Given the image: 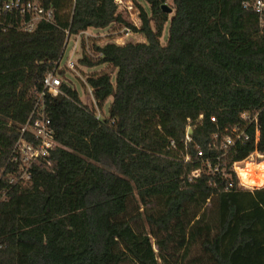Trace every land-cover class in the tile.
Wrapping results in <instances>:
<instances>
[{
	"label": "trees",
	"instance_id": "1",
	"mask_svg": "<svg viewBox=\"0 0 264 264\" xmlns=\"http://www.w3.org/2000/svg\"><path fill=\"white\" fill-rule=\"evenodd\" d=\"M245 1L173 0L169 14L165 0H145L139 26L113 0H41L54 19L31 31L1 18L0 165L65 28L126 25L142 39L94 42L99 55L78 58L107 64L87 75L99 105L111 97L102 119L66 83L46 93L58 144L0 204V264H264V185L230 169L255 146L264 152V32ZM242 111L258 112L260 138L224 152ZM217 156L225 176L205 164Z\"/></svg>",
	"mask_w": 264,
	"mask_h": 264
},
{
	"label": "built area",
	"instance_id": "2",
	"mask_svg": "<svg viewBox=\"0 0 264 264\" xmlns=\"http://www.w3.org/2000/svg\"><path fill=\"white\" fill-rule=\"evenodd\" d=\"M113 1L117 8H126L130 12L129 4L131 0ZM243 4L244 6H249L255 12L258 27L264 32V0H247ZM138 8L137 10L139 12ZM2 17H4L3 19L6 17L9 19L8 26L18 30L31 31L40 21H53L54 9L52 6L44 5L41 0H6L4 3L0 4V22L3 23ZM133 23L137 25L135 20H133ZM120 32H122L123 35L119 34ZM131 32L132 29L126 25H120L119 30H114L112 24L105 27L88 26L77 32H70L69 28H65V37L61 53L56 61L55 67L44 76L42 83L43 88L38 93L32 110L26 120L19 125L20 134L12 145L9 159L6 163L0 165V204L8 200L9 193L14 186L17 184H29L31 182L32 167L34 164L50 163L48 155L50 150L54 148L58 142L54 136L55 129L51 123L45 102V95L46 93L55 94L62 92L60 88L62 83H66L76 89L75 85L65 78L68 72L74 75L82 85V96L84 94L88 95V100L84 101L81 99L82 96L78 92L80 103H84L93 109L96 118L102 119L108 115V108L107 111L104 110L105 102L102 105L98 104L93 94V89L87 82L88 74H81L77 66L78 58L81 57L83 53L90 56L99 55V53H95L93 43H99L98 39L100 37L109 36L110 41L124 43L125 41H119V38L122 39L123 36H128ZM67 47H69L68 53L65 56L63 64H61ZM81 100H83V102ZM101 108L105 115L101 112ZM211 119L214 120V116H211ZM240 119L241 121L239 123L224 129L220 142V147L224 152L233 147L237 141L245 142L252 138L256 145L260 138L258 112L242 111L240 113ZM188 127L192 126L189 124L187 128ZM214 136L217 137L218 133H215ZM185 137L187 139L189 138L188 132H186ZM170 143L173 144V141L171 140ZM198 154L202 155V151L198 150ZM187 157L188 156H186V159ZM248 158L250 160H247ZM216 159L217 160L213 162L211 158H205V164L212 172H218L225 176L224 160L220 159V156H217ZM247 161L251 163L252 168V172L248 178L250 179L254 176V181L251 183L244 182L240 174V169L246 167ZM260 164L263 166L261 167ZM230 169L236 173L240 184L250 188L262 186L264 185V152L260 151L255 146L246 157L234 160L231 163ZM192 174H198V170L193 171Z\"/></svg>",
	"mask_w": 264,
	"mask_h": 264
},
{
	"label": "rangeland",
	"instance_id": "3",
	"mask_svg": "<svg viewBox=\"0 0 264 264\" xmlns=\"http://www.w3.org/2000/svg\"><path fill=\"white\" fill-rule=\"evenodd\" d=\"M134 2V3H133ZM165 2L167 3V4H169V5H171L172 7H173V0H165ZM136 4V5H135ZM142 5V6H144V7H148V5H147V3L145 2V0H131V2H130V12L126 9V8H117V10H121V9H124L126 12H127V15H128V17H129V19L133 22V20H135L136 22H137V26H139L140 25V23H141V21H140V19H139V12H138V10H137V8L139 7L138 5ZM139 9V8H138ZM171 13H173V9L169 12V14H171ZM133 19V20H132ZM167 22L165 23V25H164V30H163V34H162V36L160 37V39H161V42H164L165 41V39H166V36H167ZM119 27H120V25L119 24H115V25H112V28L114 29V30H119ZM119 34H121V35H123V33L122 32H120ZM100 38H102V39H100ZM99 39H98V41H99V43H104L105 41H110L109 40V36H105V37H100ZM128 39H133V40H135V41H137V40H141L142 39V35L140 34V33H138V32H131L128 36H123L122 37V39L121 38H119V41H126V40H128ZM97 41V42H98ZM68 48L69 47H67L66 49H65V55H64V57L62 58V60H61V64H63V62H64V59H65V56H66V54L68 53ZM104 66V67H103ZM106 68L107 67V64H99V65H94L93 67H83V66H79L78 68L80 69V71H81V74L82 75H87L88 73H90V71H92V70H97V69H100V68ZM65 78L66 79H68V80H70V82L73 84V85H75V87H76V89L78 90V92L80 93V95L82 96V93H83V89H82V85L80 84V82H79V80L76 78V77H74V75H72L70 72H68L66 75H65ZM81 99H83L84 101H87L88 100V95L87 94H84L83 96H82V98ZM110 99H111V97H109L107 100H106V102L104 103V110L105 111H107V108H108V104H109V101H110ZM83 100H81L82 102H83ZM101 112L103 113V115H105L104 114V111H103V109L101 108ZM247 160H250L249 158L247 159ZM250 164L251 163H247L246 164V167H244V169L246 170H244V169H240V172H241V176H242V178H243V180L245 181V182H249V183H251L253 180L252 179H249L248 177H249V175H250ZM260 166L262 167L263 165L262 164H260ZM112 168V167H111ZM249 170V171H248ZM141 208V207H140Z\"/></svg>",
	"mask_w": 264,
	"mask_h": 264
},
{
	"label": "water",
	"instance_id": "4",
	"mask_svg": "<svg viewBox=\"0 0 264 264\" xmlns=\"http://www.w3.org/2000/svg\"><path fill=\"white\" fill-rule=\"evenodd\" d=\"M161 7H162L165 11H167V12H170V11L172 10V6L169 5V4H167L166 2H163V3L161 4ZM187 132H188V134H190V133L192 132V128H191V127H188V128H187Z\"/></svg>",
	"mask_w": 264,
	"mask_h": 264
},
{
	"label": "bare ground",
	"instance_id": "5",
	"mask_svg": "<svg viewBox=\"0 0 264 264\" xmlns=\"http://www.w3.org/2000/svg\"><path fill=\"white\" fill-rule=\"evenodd\" d=\"M247 163H250V162L247 161L246 164H247ZM242 169H244V168H242ZM244 170H245V169H244ZM251 170H252V168H251V164H250V171H249V170H248V171L251 173V172H252ZM245 171H246V170H245ZM240 174H241V172H240ZM242 179H243V178H242ZM250 179H252V180L254 181V176L251 177ZM243 181H244V180H243ZM244 182H245V181H244Z\"/></svg>",
	"mask_w": 264,
	"mask_h": 264
}]
</instances>
